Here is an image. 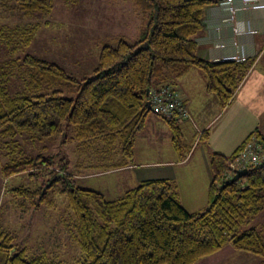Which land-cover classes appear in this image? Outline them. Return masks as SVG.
<instances>
[{"label": "trees", "instance_id": "16d2710c", "mask_svg": "<svg viewBox=\"0 0 264 264\" xmlns=\"http://www.w3.org/2000/svg\"><path fill=\"white\" fill-rule=\"evenodd\" d=\"M123 1L132 2L138 10L139 38L131 41L119 35L103 43L92 78L78 80L60 65L31 55L0 65V151L8 159L1 167L2 175L7 183L24 174L36 182L45 180L36 190L19 187L10 192L36 210L44 206L57 210L58 199L63 198L71 238L82 252L71 262L46 254L29 260L25 248L18 250L15 237L0 230V264H197L228 243L260 257L264 264V228H247L264 210V161L237 182L225 180L228 162L247 141L230 157L212 156L209 205L199 212L183 207L177 185L168 180L145 181L108 200L99 191L79 186L67 172L65 159L29 157L18 150L22 137L32 142L62 137L77 142L82 152L93 157L98 170L129 166L150 113L148 90L169 85V76H182L191 69L202 72L207 92L221 108L231 102L253 60L220 62L198 55L203 44L200 35L213 28L208 24L209 10L222 0ZM54 3L13 0L9 5L0 0V6L13 15L26 17L49 16ZM41 27L1 29L0 44L16 55L31 46ZM7 66L13 82L5 77ZM14 82L19 85L13 92ZM165 120L173 147L183 158V131L176 119ZM254 134L264 150V137Z\"/></svg>", "mask_w": 264, "mask_h": 264}, {"label": "rangeland", "instance_id": "374dc122", "mask_svg": "<svg viewBox=\"0 0 264 264\" xmlns=\"http://www.w3.org/2000/svg\"><path fill=\"white\" fill-rule=\"evenodd\" d=\"M6 1L9 5L13 3V0ZM46 22L49 23L48 26H44ZM37 24H41L42 27L31 46L20 50L16 55H13L5 45L0 44L1 67L12 58L31 55L56 63L71 76L82 80L93 77L103 43L119 35L136 41L140 35L142 21L132 2L123 0H55L51 15L38 14L34 17L13 15L8 8L0 6V30ZM11 71V67L7 66L5 77L7 75L13 82L15 78L11 77ZM196 71L203 75L200 70ZM14 85L11 88L13 92L18 89L19 83L14 82ZM66 130L70 136V130ZM18 150L29 157L57 155L58 159H65L68 162L67 172L74 175L77 184L82 188L107 192L111 183L108 178L86 179L85 176L97 170L82 169V166L89 163V159L93 157L82 152L77 142L64 140L62 137L32 142L27 137H22L19 139ZM7 161L6 152L1 150L0 230L7 231L15 237L18 250L25 248L29 260L43 254L63 262H71L81 257L80 248L71 238L70 215L64 199H58L57 210L45 206L36 210L31 202L30 205L28 202L24 204L25 201L15 198L10 190L19 187L36 190L45 183V180L36 182L24 174L14 177L7 183L1 172L2 165ZM244 181H241L240 185H244ZM123 190L125 192L126 187ZM119 194L122 193H116L114 196H120ZM108 197L113 198L110 195ZM247 228H264V210ZM260 263V257L236 250L230 243L218 253L197 262V264Z\"/></svg>", "mask_w": 264, "mask_h": 264}, {"label": "crops", "instance_id": "0c3cea01", "mask_svg": "<svg viewBox=\"0 0 264 264\" xmlns=\"http://www.w3.org/2000/svg\"><path fill=\"white\" fill-rule=\"evenodd\" d=\"M221 17L211 30L200 35L203 44L199 45L198 55L220 62L253 60L233 99L221 108L216 97L207 92L205 76L196 69L182 76H169L167 84L180 92L189 112L188 118L176 119L184 134V157L180 158L173 147L167 121L149 113L137 136L132 164L98 170L89 159L82 166L84 170H97L86 179L111 180L107 192H101L108 200L120 198L142 182L168 180L177 185L181 204L187 211H202L209 205L212 156L230 157L256 132L264 137V8L239 9L229 23H223ZM116 193L122 194L114 196Z\"/></svg>", "mask_w": 264, "mask_h": 264}, {"label": "built area", "instance_id": "2783aa9c", "mask_svg": "<svg viewBox=\"0 0 264 264\" xmlns=\"http://www.w3.org/2000/svg\"><path fill=\"white\" fill-rule=\"evenodd\" d=\"M247 7L264 8L261 0H222L219 5L209 10L208 24L213 26L220 20L229 23L230 18L239 9ZM151 113L165 119L188 118L189 112L185 108L180 92L170 85L155 87L149 91ZM264 161L263 146L257 135L253 134L245 143L237 156L228 162V172L225 175L227 183L231 182L238 171L258 166Z\"/></svg>", "mask_w": 264, "mask_h": 264}, {"label": "water", "instance_id": "95a60500", "mask_svg": "<svg viewBox=\"0 0 264 264\" xmlns=\"http://www.w3.org/2000/svg\"><path fill=\"white\" fill-rule=\"evenodd\" d=\"M148 93H149V90H148ZM147 108H148V111H151V109H150L151 108L150 101L147 102ZM248 173H249L248 169H244V170L238 171L235 174V176L233 177L232 182H237V181L243 179Z\"/></svg>", "mask_w": 264, "mask_h": 264}]
</instances>
